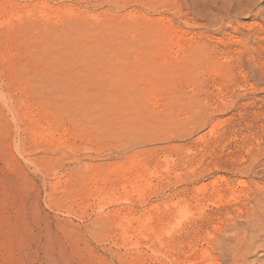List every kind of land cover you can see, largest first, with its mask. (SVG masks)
I'll use <instances>...</instances> for the list:
<instances>
[{
	"label": "rangeland",
	"instance_id": "374dc122",
	"mask_svg": "<svg viewBox=\"0 0 264 264\" xmlns=\"http://www.w3.org/2000/svg\"><path fill=\"white\" fill-rule=\"evenodd\" d=\"M0 264H264V0H0Z\"/></svg>",
	"mask_w": 264,
	"mask_h": 264
},
{
	"label": "bare ground",
	"instance_id": "6f19581e",
	"mask_svg": "<svg viewBox=\"0 0 264 264\" xmlns=\"http://www.w3.org/2000/svg\"><path fill=\"white\" fill-rule=\"evenodd\" d=\"M131 165V164H130ZM142 170H143V168H142ZM143 171H145V170H143ZM142 172H141V170L139 169V168H131L130 167V169L128 170V174H129V176H131V177H134V176H136V175H138V174H141ZM149 174V173H148ZM150 177V176H149ZM143 178V177H142ZM146 180V179H145ZM215 180H213V185H215V182H214ZM204 184V183H203ZM136 186V185H135ZM201 186V185H200ZM199 186V187H200ZM203 187V186H202ZM204 188V187H203ZM203 188H200V189H203ZM140 189V188H139ZM123 190L125 191V192H128V193H137L139 196L140 195H142L144 192H139L138 191V189H135V187H134V185L133 184H131V185H125L124 187H123ZM137 195V196H138ZM144 198V197H143ZM238 197L236 196V194H232V192L230 193V196H229V198H224V197H222L221 195H219V196H216V198L214 199V204H215V207H217V208H220V207H222V206H224V205H226L227 203H229V202H231V201H234V200H236ZM200 200V197H196V201H199ZM120 218H121V220H122V222L123 221H125V222H130V221H133L134 223H135V225H136V229L138 230V231H140V230H148V231H153L154 230V228H155V226H153V225H151V223H150V221L148 220V219H146V218H140V217H137V216H133L131 213H123V214H120ZM131 223V222H130ZM212 224H214V223H212ZM120 225V224H119ZM126 225V224H125ZM125 225L123 224V225H120V226H118V234H119V237L121 238V239H136V236L135 235H132V234H129V232H128V229L125 227ZM169 230V229H168ZM168 230H167V232H168ZM138 231H136V232H138ZM154 232V231H153ZM135 234V233H134ZM138 237V236H137ZM138 239V238H137ZM137 241V240H136ZM173 245H175V244H173ZM172 246V245H171ZM178 248H179V250H180V245L178 246V245H176ZM174 248H176V247H174ZM196 249H192L190 252H187V256L188 257H192V256H195V255H197V254H202V255H206L207 253H208V249L207 248H201V249H198L197 247H195ZM182 249V248H181ZM184 249V248H183ZM178 251V250H177ZM183 251V250H182ZM185 253H186V251H185ZM186 256V255H185Z\"/></svg>",
	"mask_w": 264,
	"mask_h": 264
}]
</instances>
